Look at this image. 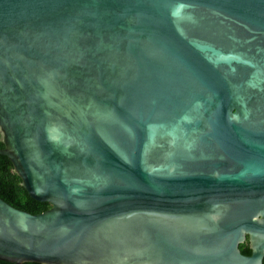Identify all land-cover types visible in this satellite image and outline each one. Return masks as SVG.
<instances>
[{"label":"water","instance_id":"obj_1","mask_svg":"<svg viewBox=\"0 0 264 264\" xmlns=\"http://www.w3.org/2000/svg\"><path fill=\"white\" fill-rule=\"evenodd\" d=\"M0 132V260L262 264L264 0H0Z\"/></svg>","mask_w":264,"mask_h":264},{"label":"trees","instance_id":"obj_2","mask_svg":"<svg viewBox=\"0 0 264 264\" xmlns=\"http://www.w3.org/2000/svg\"><path fill=\"white\" fill-rule=\"evenodd\" d=\"M0 132V149L3 147ZM0 198L10 205L28 211L30 213H39L50 207L47 202L36 201L30 197L27 191L21 185V179L14 172L13 165L7 156L0 154ZM239 249L243 254H250L248 238L239 244ZM0 264H13L11 262L0 260ZM21 264H39L34 262H24ZM264 264V258L262 260Z\"/></svg>","mask_w":264,"mask_h":264}]
</instances>
